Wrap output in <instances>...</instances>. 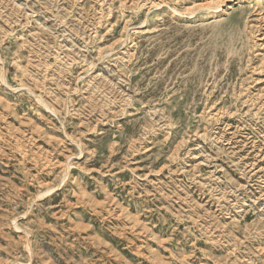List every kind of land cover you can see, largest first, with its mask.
Returning a JSON list of instances; mask_svg holds the SVG:
<instances>
[{
	"label": "rangeland",
	"instance_id": "rangeland-1",
	"mask_svg": "<svg viewBox=\"0 0 264 264\" xmlns=\"http://www.w3.org/2000/svg\"><path fill=\"white\" fill-rule=\"evenodd\" d=\"M0 264H264V0H0Z\"/></svg>",
	"mask_w": 264,
	"mask_h": 264
},
{
	"label": "bare ground",
	"instance_id": "bare-ground-1",
	"mask_svg": "<svg viewBox=\"0 0 264 264\" xmlns=\"http://www.w3.org/2000/svg\"><path fill=\"white\" fill-rule=\"evenodd\" d=\"M210 10V9H209Z\"/></svg>",
	"mask_w": 264,
	"mask_h": 264
}]
</instances>
